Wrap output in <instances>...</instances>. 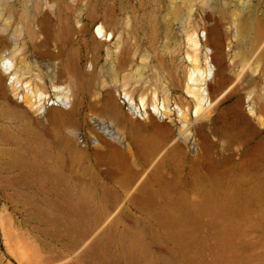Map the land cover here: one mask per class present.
I'll return each mask as SVG.
<instances>
[{"label": "rangeland", "instance_id": "1", "mask_svg": "<svg viewBox=\"0 0 264 264\" xmlns=\"http://www.w3.org/2000/svg\"><path fill=\"white\" fill-rule=\"evenodd\" d=\"M262 29L264 0H0V58L18 80L2 81L0 63V264H264V121L242 122L232 107L264 105ZM192 31L220 39L232 84L197 118L202 94L185 92ZM66 84L73 122H48L20 98L42 91L64 109ZM124 92L168 103L152 113L165 143L148 117L128 122ZM116 99L122 110L107 103ZM99 122L127 153L91 149Z\"/></svg>", "mask_w": 264, "mask_h": 264}, {"label": "bare ground", "instance_id": "2", "mask_svg": "<svg viewBox=\"0 0 264 264\" xmlns=\"http://www.w3.org/2000/svg\"><path fill=\"white\" fill-rule=\"evenodd\" d=\"M95 30L98 34H101V36H104V38L109 36V39H110L112 36L111 32H107L101 24H98ZM211 35L207 34L205 31L202 34V36L199 38V36L196 35L194 31H192L188 35L187 40H186L189 48H191V53L190 52L187 53V58L190 61L188 62L191 63L192 65V69L188 73V77L185 83V92L188 94V96L192 95L194 97L196 95V91L201 92L202 94L201 101L205 105L204 107H202V106H199L197 103H195L193 113L196 118L199 116L202 109L204 108L208 109V108H211L212 106L216 108L218 106V102L221 101L220 99L223 96H225L224 98H226L231 95V92L229 93V91L232 89V84L230 83L229 79L220 76L221 71H220L219 65L221 63L220 57L222 54L221 41L220 39L212 37ZM263 36H264V29H262L260 34H258V37H256V41H260ZM207 43H211L213 45V49L211 48L206 49V52L204 54L205 63H204L203 68H200L196 64L197 52L203 44L206 46ZM101 44H103V42L101 40H97V45L99 46ZM0 63H1V68L3 69L1 80L4 81L9 76H12V81L17 82L18 80L16 79V76H15L16 70L14 69L13 59L9 55H2L0 58ZM12 86L14 87L13 83H12ZM13 91H16V89L13 88ZM26 92L27 93L30 92V89L28 86H26ZM58 93L60 94L58 98L60 99V103L64 109L60 107L57 108V106L54 107L52 105L51 106L48 105L49 107H47L45 103L46 101H48V98L42 93V91H40V93L37 95V97H35V99L32 102H29L27 100V96L24 94L21 95L20 98L24 100L25 102H28L29 107H31L32 109L34 108V110L38 112L39 115L44 120H47L48 122H73L71 110L65 109L70 104L69 102V97L71 94L70 86L66 84L65 87L62 88V91ZM124 97L126 98L128 105L130 106L133 114H139L143 116L144 118H147V117L149 118V121H147L149 122V125H147L148 127L156 128V129H164V131H166L165 139L163 142L165 143L166 140H168L167 125L158 123L155 117L152 116V113L157 115L159 118H162L166 114L165 110H166L168 103L165 101H162V104L159 107L158 106L159 101L157 100L155 93L153 94V97L152 99H150L149 102H146L145 96H142L141 98H139V103H137L133 100V98L127 92H124ZM232 107L234 108L235 113L237 114V116L242 122H248V123L257 122L256 124L258 125L263 124L264 105L263 107L259 106L260 107L259 110H255L253 107H250L249 108L251 112L250 115H246L242 112V110L240 109V103L237 101ZM191 109L193 108L188 105L186 107H180V106L177 107V111L180 114V119H182L183 122H187V116L190 114ZM121 119H120V122H123ZM256 124L249 126L251 133H254V134L259 133V128L257 127ZM137 125L141 126L144 124L139 122ZM199 130L200 128L197 127L196 128L197 133L199 132ZM190 134H191V138H194L193 133L190 132ZM173 149L177 150L178 146L175 145ZM259 151H260L261 156H263L261 145L259 146Z\"/></svg>", "mask_w": 264, "mask_h": 264}, {"label": "water", "instance_id": "3", "mask_svg": "<svg viewBox=\"0 0 264 264\" xmlns=\"http://www.w3.org/2000/svg\"><path fill=\"white\" fill-rule=\"evenodd\" d=\"M98 102L102 101V100H97ZM109 104V106H113L118 110H122L123 109V105L116 99L115 101H108L107 102ZM126 115L128 117V122L134 123L137 122V124L140 122L142 124H144L142 120H134L133 116H135L130 108V106L128 105V103L126 104ZM95 120V118H93ZM102 123V128H103V136L100 139L94 138L91 139L90 141V147L92 150L95 151H102L103 147L106 148H115L118 151H121L123 153H127V151L130 149V145L127 141V139L122 135V134H118V135H114V133L111 130L105 129L106 125L105 122H99ZM257 123V122H256ZM189 152L191 153L192 157H194L196 155V147L195 144L192 143L189 146Z\"/></svg>", "mask_w": 264, "mask_h": 264}]
</instances>
